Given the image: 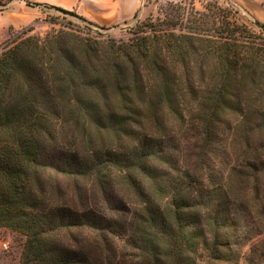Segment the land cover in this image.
I'll return each mask as SVG.
<instances>
[{
    "label": "trees",
    "instance_id": "1",
    "mask_svg": "<svg viewBox=\"0 0 264 264\" xmlns=\"http://www.w3.org/2000/svg\"><path fill=\"white\" fill-rule=\"evenodd\" d=\"M141 26L0 45V227L24 237L19 264L237 263L264 232V25Z\"/></svg>",
    "mask_w": 264,
    "mask_h": 264
},
{
    "label": "rangeland",
    "instance_id": "2",
    "mask_svg": "<svg viewBox=\"0 0 264 264\" xmlns=\"http://www.w3.org/2000/svg\"><path fill=\"white\" fill-rule=\"evenodd\" d=\"M0 1L5 3L7 9L14 0ZM251 2V0H139L136 11L131 14L125 0H75V7L71 10L84 20L53 8L42 7L45 10L39 19L26 27L9 30V39H15L19 34L23 35L21 33L23 30L24 35L44 37L53 29L72 28L83 31V34L86 33L95 40L107 38L127 40L137 29L141 30V25L147 28L150 24L162 22L175 24L177 28L180 26L181 32H186L187 28L213 32L219 30L225 21H230L244 24L258 32L259 25H264V10L259 1H255L257 7L251 8V5L249 6ZM28 27L32 30L26 31ZM8 40L5 45L10 44ZM0 228L12 235L7 239V245L3 244L4 241L1 242L0 248V259L8 260L13 252L21 253L24 237L7 228ZM245 257H248L246 261ZM199 264H207L204 256ZM228 264H264V232L255 235L243 247L242 258L237 263Z\"/></svg>",
    "mask_w": 264,
    "mask_h": 264
},
{
    "label": "crops",
    "instance_id": "3",
    "mask_svg": "<svg viewBox=\"0 0 264 264\" xmlns=\"http://www.w3.org/2000/svg\"><path fill=\"white\" fill-rule=\"evenodd\" d=\"M26 1L34 3H47L52 5L60 6L64 9L71 10L75 7V0H14L9 4L6 10L0 11V45L5 43L9 37V30H14L21 27H26L34 23L43 11L45 10L41 6L30 7L26 5ZM249 4L251 8L258 6L259 1L261 8L264 10V0H251ZM128 11L133 14L138 6L139 0H125ZM12 235L9 231H5L0 228V248L1 242L7 245V239ZM20 252H13L9 255L8 260L0 259V264H19Z\"/></svg>",
    "mask_w": 264,
    "mask_h": 264
}]
</instances>
